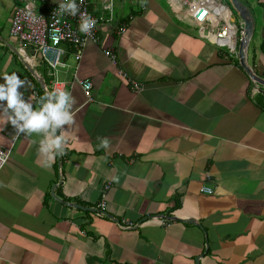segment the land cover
Masks as SVG:
<instances>
[{
	"label": "crops",
	"instance_id": "1",
	"mask_svg": "<svg viewBox=\"0 0 264 264\" xmlns=\"http://www.w3.org/2000/svg\"><path fill=\"white\" fill-rule=\"evenodd\" d=\"M27 1L46 15L63 0H0V82L17 73L39 109L51 90L45 66L9 34ZM240 1L254 19L247 63L262 84L192 26L181 0H114L113 22L79 64L63 47L56 79L75 101L64 154L45 166L42 134L13 139L0 116V148L11 150L0 169V264H264V0ZM88 2L108 17L102 0ZM77 80L92 83V101Z\"/></svg>",
	"mask_w": 264,
	"mask_h": 264
},
{
	"label": "built area",
	"instance_id": "2",
	"mask_svg": "<svg viewBox=\"0 0 264 264\" xmlns=\"http://www.w3.org/2000/svg\"><path fill=\"white\" fill-rule=\"evenodd\" d=\"M25 1V0H24ZM50 5L46 15H40L33 11L31 3L27 1L23 6H18L14 11L10 31V36L15 39L22 47L29 46L36 50L45 66L46 76L50 79L51 90L54 86L64 87L56 79L57 71L65 68L63 61L65 55L64 46L73 51L77 64L82 59L83 51L90 42L98 43V27L100 24H109L114 20V0H102V8L108 12V17H96L89 10L88 0H76L79 5V12L75 16L68 13H61L59 4ZM181 8H184L183 14L190 21L193 27L202 32L203 37L212 40L217 46L227 48L229 56L237 58L236 43L238 33L241 31L242 23L234 24L230 18V10L221 0H181ZM80 13H87L95 19L96 24L91 30V34H86L79 30ZM126 23L118 24L117 35L126 32ZM105 56L116 65V57L112 51L107 50ZM119 76L128 80L131 91L137 93L141 86L129 79L121 70ZM82 86L87 102L92 101L91 91L93 88L89 80H77ZM45 90L49 91L47 87ZM36 97V95H35ZM11 155V150L0 148V169L5 166ZM111 187V183H106L103 187V199L106 191ZM201 192L207 195L213 193L210 188H202ZM104 203L101 201L97 208L102 210ZM161 225L166 226L168 219L160 220Z\"/></svg>",
	"mask_w": 264,
	"mask_h": 264
},
{
	"label": "clouds",
	"instance_id": "3",
	"mask_svg": "<svg viewBox=\"0 0 264 264\" xmlns=\"http://www.w3.org/2000/svg\"><path fill=\"white\" fill-rule=\"evenodd\" d=\"M222 1L224 2V0ZM59 10L61 13L66 12L75 16L79 12V5L76 0H63L59 4ZM232 16L230 11L232 23L236 25L241 22ZM95 24L94 18L87 13H80L79 30L81 32L91 34ZM25 84L26 80L15 72L3 76V82H0V106H2V113L6 115L0 116H5L6 122H10L15 127L16 133L13 135V139L18 138L19 133L42 134L38 152L45 158V166L50 167L57 156L64 154L65 145L68 143V138L65 135L67 129L64 128V125H70L74 121L72 106L75 101L64 87L54 86L52 90L45 92L41 99V106L36 109L33 107L31 99L26 101L23 98L24 93L18 91ZM58 130L59 134H57ZM101 146H108L106 138L101 140Z\"/></svg>",
	"mask_w": 264,
	"mask_h": 264
},
{
	"label": "water",
	"instance_id": "4",
	"mask_svg": "<svg viewBox=\"0 0 264 264\" xmlns=\"http://www.w3.org/2000/svg\"><path fill=\"white\" fill-rule=\"evenodd\" d=\"M226 1L228 9L233 13H235V19L240 20L243 24V29L240 34V41L237 48V58L239 60L241 68L249 75V77L261 83V80L257 78L250 70L249 65L247 63V50L248 46L254 31V19L251 11L245 4H243L240 0H224ZM63 204L65 202L60 201ZM77 208L84 209L80 206H76Z\"/></svg>",
	"mask_w": 264,
	"mask_h": 264
},
{
	"label": "rangeland",
	"instance_id": "5",
	"mask_svg": "<svg viewBox=\"0 0 264 264\" xmlns=\"http://www.w3.org/2000/svg\"><path fill=\"white\" fill-rule=\"evenodd\" d=\"M233 14H234V16H235V13L233 12ZM195 32H196V30H194ZM256 37H257V34H256ZM226 50H228L227 48H226Z\"/></svg>",
	"mask_w": 264,
	"mask_h": 264
},
{
	"label": "trees",
	"instance_id": "6",
	"mask_svg": "<svg viewBox=\"0 0 264 264\" xmlns=\"http://www.w3.org/2000/svg\"><path fill=\"white\" fill-rule=\"evenodd\" d=\"M235 59H237L235 56H233Z\"/></svg>",
	"mask_w": 264,
	"mask_h": 264
},
{
	"label": "bare ground",
	"instance_id": "7",
	"mask_svg": "<svg viewBox=\"0 0 264 264\" xmlns=\"http://www.w3.org/2000/svg\"><path fill=\"white\" fill-rule=\"evenodd\" d=\"M237 47V46H236ZM237 49V48H236ZM75 68V67H74ZM124 78V77H123Z\"/></svg>",
	"mask_w": 264,
	"mask_h": 264
},
{
	"label": "flooded vegetation",
	"instance_id": "8",
	"mask_svg": "<svg viewBox=\"0 0 264 264\" xmlns=\"http://www.w3.org/2000/svg\"><path fill=\"white\" fill-rule=\"evenodd\" d=\"M233 14V13H232ZM233 16H234V14H233ZM235 17V16H234Z\"/></svg>",
	"mask_w": 264,
	"mask_h": 264
}]
</instances>
